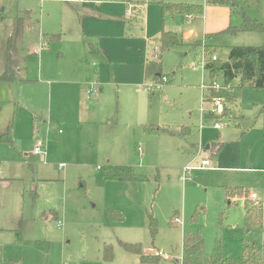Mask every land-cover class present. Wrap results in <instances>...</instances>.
Listing matches in <instances>:
<instances>
[{
    "label": "rangeland",
    "instance_id": "obj_1",
    "mask_svg": "<svg viewBox=\"0 0 264 264\" xmlns=\"http://www.w3.org/2000/svg\"><path fill=\"white\" fill-rule=\"evenodd\" d=\"M74 1L0 0V72L6 64L12 19L22 18L10 48L16 81H0V177L9 179L0 180V264H144L120 242L140 243L143 252L158 256L154 264H182L184 229L199 230L205 253L220 240L225 253L239 262L244 203L241 194L230 197L229 190L241 188L251 200L250 194H256L264 226V126L259 113L264 89L244 87L231 102L227 93L233 87L223 85L220 73L214 78L220 85L216 89L208 71L195 64L202 51L213 49L225 60L230 46L254 44L237 43L241 37L247 40L246 34L232 37L235 43L231 36H222L218 45L211 35L191 36L164 49L155 42L151 57L160 55L167 77L159 88L150 89L151 83L145 81L142 87L148 92L140 95L132 88L126 94L131 102L120 101L117 110L113 88L110 124L96 123L82 130L67 118L50 123V79L72 66L62 56V47L77 22ZM114 1H129L132 6L159 2ZM234 2L235 19L240 18L241 8L246 15L263 19L264 0H258L254 9L242 0ZM172 26L180 37L192 24L176 16ZM43 43L49 45L47 50L41 49ZM117 47L125 49L126 44L121 39ZM203 84H210L216 97L223 99L220 113L201 111L213 105V98L202 102L208 94ZM125 90L121 87V98ZM46 117L47 129L43 128ZM217 121L222 124L219 129ZM39 138L45 140V164L32 154ZM197 152L192 166L204 156L211 167L192 169L190 180L183 181L182 169ZM107 165L129 166L144 181L106 179ZM108 213L116 215L109 218ZM152 219L155 233L150 229ZM106 246L111 259L106 257Z\"/></svg>",
    "mask_w": 264,
    "mask_h": 264
},
{
    "label": "crops",
    "instance_id": "obj_2",
    "mask_svg": "<svg viewBox=\"0 0 264 264\" xmlns=\"http://www.w3.org/2000/svg\"><path fill=\"white\" fill-rule=\"evenodd\" d=\"M34 1L42 4L45 0ZM167 2L159 0L158 3L144 2L132 6L129 1L126 3L114 0L74 1L77 22L71 32L72 37L68 36L66 45L62 47V56L68 57L72 66L66 67L62 76L50 79L51 90L48 95L51 101L48 112L50 123H61L67 118L82 130L89 129L96 123L110 124L114 111L110 100L113 88L116 89L118 100L116 110L120 101L131 102L132 98L127 99L126 94L131 93L132 88H137L136 91L140 95L148 92L149 89L143 88L142 84L146 81V62L153 59L152 46L159 42L163 31L176 32L172 26L174 17L181 16L163 14L162 3ZM128 3L132 6L131 11L127 10ZM127 17H130L129 20ZM183 17L192 24L191 28L180 35L183 40L211 35L213 43L217 44V40L222 36L228 35L236 39L235 35L246 34L247 40L241 37L242 42L237 43L257 45L262 41L260 32L230 34L226 31L229 25L236 26L240 23V18H234L233 8L226 4H208L205 1L201 15ZM123 36L128 38L124 39ZM191 36L192 38H189ZM234 38L231 43H235ZM121 39L126 44L125 49L117 47V42ZM48 48L49 45L42 49ZM33 54L37 53L33 51ZM89 59L98 60L97 65ZM119 71L121 77L118 76ZM10 81L15 82L16 78ZM121 87L128 89L124 91L123 98L120 93ZM141 105H144L143 100ZM46 120L43 123L45 129L48 128V117ZM208 148L209 146L206 147ZM46 161L47 157L45 162H41L45 164ZM0 180L9 179L0 177Z\"/></svg>",
    "mask_w": 264,
    "mask_h": 264
},
{
    "label": "trees",
    "instance_id": "obj_3",
    "mask_svg": "<svg viewBox=\"0 0 264 264\" xmlns=\"http://www.w3.org/2000/svg\"><path fill=\"white\" fill-rule=\"evenodd\" d=\"M208 4H226L233 8L236 5L234 0H205ZM248 8H257L258 0H242ZM240 9L239 25H229L226 31L230 34L236 32L256 31L262 33V43L259 45H232L228 48L227 58L221 60L216 56L213 60L214 50L204 52V69L208 71L211 83L220 73L224 86L231 85L233 91L227 93L231 102L239 96V92L244 87H250L255 90L264 89V7L263 19L259 20L250 17ZM163 14L167 15H191V17L203 13V4L176 2L162 3ZM14 19V25L11 36L7 39V56L6 64L0 73V81H10L15 79L14 70L11 67L10 48L12 36L20 31L22 18ZM160 49L167 48L171 45H180L181 38L176 32L163 31L159 37ZM165 76L162 72V59L158 55L155 59H149L145 65V79L150 83H158ZM167 79V78H166ZM210 83V84H211ZM208 85V94L202 96V102H208L209 99L216 97V91L211 85ZM226 95V96H227ZM260 115L262 116L264 126V104L261 106ZM134 170L124 165H107L104 172V178L118 181L136 180ZM137 180H143L139 178ZM241 194L243 197L244 207V232L240 239L241 256L237 262L225 253L223 242L216 240L212 251L207 254L204 251V241L199 230L184 229L182 232V264H264V226L262 223V204L261 202L248 198L246 192L241 188L229 190V196ZM114 213H108L111 218ZM121 220V215H117ZM152 233H155L156 227L154 219L150 223ZM121 246L128 252L136 254L140 263L154 264L158 256L151 253L143 252L140 243L120 242ZM107 259L112 258L111 249L106 246ZM156 263V262H155Z\"/></svg>",
    "mask_w": 264,
    "mask_h": 264
},
{
    "label": "built area",
    "instance_id": "obj_4",
    "mask_svg": "<svg viewBox=\"0 0 264 264\" xmlns=\"http://www.w3.org/2000/svg\"><path fill=\"white\" fill-rule=\"evenodd\" d=\"M39 1H43V0H39ZM47 46H48L47 43H43L40 47L42 49V48H47ZM34 52L38 54L40 52V49L34 50ZM212 59L215 60L216 59V55H213ZM204 63H205V58H204V52L202 51V59L200 61H198V63H196L195 65L196 66L199 65L198 67H204ZM166 78L167 77H165V76L162 77L163 80H167ZM161 84H162L161 81L158 82V83H151L149 88L150 89L159 88ZM212 84H213L214 88H216V89H218L219 86H220L215 80L212 82ZM207 86L203 84L202 87H201L202 90L205 89V88H208ZM212 104L213 105H212V107L210 108L209 111L206 108H203V107L201 108V111L204 112L205 114H207V113H220L221 110H222V107H223V99H221L220 97H214L212 99ZM215 126H216V128H221L222 124L219 121H217L215 123ZM198 152H199V150H198ZM198 152L195 155L194 159L191 160V162H190L191 164H188V165L183 167V169H182L183 170V176H182V180L183 181L190 180L192 169H207V168L211 167L209 159L204 157V156L198 161L196 166H192V163L194 162V160L199 155ZM32 154L37 156L40 159V161L45 162L46 155H47L46 146H45V140H43L41 138L35 140L33 148H32ZM62 167H63V165L59 164V169H61ZM250 198L255 200V199H257V196H256L255 193H251L250 194ZM57 223L60 224L61 222L57 221ZM164 258L169 259V257H167L166 255H164Z\"/></svg>",
    "mask_w": 264,
    "mask_h": 264
}]
</instances>
